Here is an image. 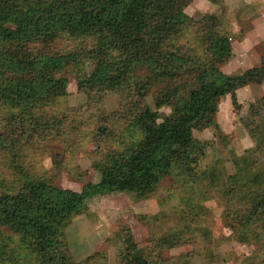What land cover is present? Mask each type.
Wrapping results in <instances>:
<instances>
[{
  "label": "trees",
  "instance_id": "16d2710c",
  "mask_svg": "<svg viewBox=\"0 0 264 264\" xmlns=\"http://www.w3.org/2000/svg\"><path fill=\"white\" fill-rule=\"evenodd\" d=\"M193 1L0 0V104L15 111L8 134L0 132V148L22 151L39 125L34 110L67 97L65 73L82 61L94 62V69L79 81L81 92L130 84L142 101L154 88L159 106L171 108L163 116L148 107L139 110L131 132L140 138L100 164V181L81 192L58 188L47 177L18 173L12 180L0 179V264L12 245L30 249L41 264H78L67 252L64 229L84 213L88 200L123 192L145 198L169 176L219 192L223 221L234 240L264 247V169L252 170L254 155L264 150V99L251 104L247 117L256 147L235 156L236 172L223 182L217 165L197 172L210 144L194 133L214 126L223 98L231 95L236 103L237 90L264 82V58L260 67L244 74L223 73L220 65L231 57V38L213 28L219 23L216 15L204 16L197 27L186 13ZM190 31L206 45L203 56L180 47ZM63 36L91 44L58 53L54 46ZM181 239L173 235L160 243ZM126 246L127 264H156L132 237ZM172 264L191 260L185 255Z\"/></svg>",
  "mask_w": 264,
  "mask_h": 264
},
{
  "label": "rangeland",
  "instance_id": "374dc122",
  "mask_svg": "<svg viewBox=\"0 0 264 264\" xmlns=\"http://www.w3.org/2000/svg\"><path fill=\"white\" fill-rule=\"evenodd\" d=\"M186 13L199 28L204 16L216 15L219 23L213 28L231 38V57L220 65L223 73L240 75L260 67L264 58V0H223L221 5L194 0ZM89 44L63 36L54 49L71 53ZM179 45L193 56L205 54L206 45L197 40L194 31L188 32ZM93 69L91 61L68 69L67 97L34 110L32 116L39 125L20 147L21 152L9 145L0 148V179L12 180L18 173L47 177L58 188L81 192L89 183L100 181V164L140 138L138 132H131L139 110L148 107L162 116L171 113L170 107L159 106L154 88L142 101L130 84L110 91L81 92L79 81ZM189 84L195 86L192 80ZM263 99L264 82L237 90L236 103L231 95L221 100L214 126L194 132L197 139L210 144L197 172L217 165L221 182L236 172L235 156L244 157L256 147L247 117L251 104ZM14 113L0 104L1 133L10 129ZM253 158L252 170L264 169V150ZM186 180L165 177L145 198L123 192L88 200L84 213L72 217L64 229L71 259L78 264H127L126 240L132 237L144 256L156 264H172L185 255L191 264H264V247L234 240L223 221L222 195L205 184H187ZM180 234V241L161 245L163 238ZM1 257V264H41L30 249H16L15 245Z\"/></svg>",
  "mask_w": 264,
  "mask_h": 264
}]
</instances>
